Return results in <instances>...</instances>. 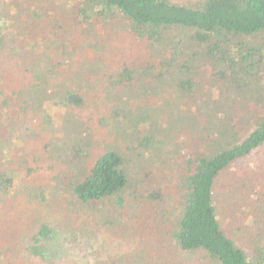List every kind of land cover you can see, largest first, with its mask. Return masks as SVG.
Returning a JSON list of instances; mask_svg holds the SVG:
<instances>
[{
    "label": "trees",
    "instance_id": "obj_1",
    "mask_svg": "<svg viewBox=\"0 0 264 264\" xmlns=\"http://www.w3.org/2000/svg\"><path fill=\"white\" fill-rule=\"evenodd\" d=\"M7 1L0 264H264V0ZM2 14L14 26L10 37ZM44 102L74 110L67 136L56 137L52 115L39 111ZM154 104L164 112L148 126ZM94 120L124 139L88 140ZM149 140L168 163L178 144L185 149L173 189L183 200L172 214L157 201H169L164 189L135 202L125 195L133 181L124 151L137 144L141 153ZM18 177L28 214L13 194ZM222 182L226 194L248 193L246 226ZM94 211L93 220L78 219ZM108 234L136 247L96 262L99 235ZM55 238L75 244L81 259L55 251Z\"/></svg>",
    "mask_w": 264,
    "mask_h": 264
},
{
    "label": "rangeland",
    "instance_id": "obj_2",
    "mask_svg": "<svg viewBox=\"0 0 264 264\" xmlns=\"http://www.w3.org/2000/svg\"><path fill=\"white\" fill-rule=\"evenodd\" d=\"M7 2H8L7 0H0V9ZM13 13H14L13 10L9 11V14H13ZM3 17L7 22L6 23L4 21L5 32L10 37L11 34L13 33L14 26L10 23L9 18L7 16H3ZM95 26L98 27L99 31L103 29L101 25L95 24ZM215 92L217 93V90H215ZM146 108H147V111H149L148 112V123L146 124L148 126H151L152 122L158 119L159 115L162 114L161 112H164L163 110L164 107H162L161 105L154 104V106L148 105ZM43 110L49 112L52 115L53 122L55 125L56 137L63 138L64 136H67L68 132L64 128L65 122H66L65 119L71 118L74 110L71 108L62 109L60 107H56L50 102H44L42 104V106L39 108V111L43 112ZM205 114L206 113L202 115L203 119H204V116H206ZM89 119L90 121L93 120L92 118H89ZM98 121L99 120L92 121L94 123L91 126L90 135L87 134L88 140L90 138L98 142L99 141L98 139L102 137L101 140L107 139L106 142L110 143L109 141L110 140L113 141V139H124L123 135H120L119 131L117 132L114 131L110 136V132L107 131L106 127L102 126L101 123ZM137 131H140V130L138 129ZM148 134L149 132H147L145 136ZM166 135L167 136L164 137V141L170 143L171 137H169L168 134ZM130 137L131 136H129V138L126 139L127 146H130V143H131ZM157 139L160 140V138H157ZM181 140L180 141L176 140L175 142L180 143ZM149 143L151 145L148 147L149 149H146L144 147V149L141 151V153L142 152L145 153L144 156H142L140 151H138L137 144H134L131 147L130 151H127L128 148H126L124 151L125 155L128 157V162H129L128 163V169H130L128 172L129 180L133 181L132 186L130 187L128 193H126L125 195L127 199H129L132 202H135L136 195H140V194L146 195L150 192L156 193V191L162 192V189H164V194H166L165 197L169 201H165L161 199H158L157 201L162 204L165 210L164 212L168 210L172 214L173 209L178 206V203H180L181 200H183L182 193H176L175 191L173 192V189H175V187H179L182 184L181 179L184 176L182 172L183 166H184L183 164H185L183 155L185 154L184 153L185 149L180 147V144H178L177 148H180L179 150L169 152L168 155L170 158V163H168L166 161V153H164L162 146H160L155 140H149ZM25 147H26V150L24 148L25 153H27L28 151L32 149L30 147V143L26 144L25 142ZM29 162L31 163V161ZM164 162L167 165L163 166ZM261 173H262V170L260 171L259 169H257L254 172L252 171V173L249 172V177L250 179H255V177L260 176ZM21 174H22L21 176H25L23 172H21ZM173 177H174V180H172ZM225 186H227V184L225 182L223 184L222 182L219 190L222 189L223 193H225L223 190ZM22 187H23V181L20 179V177H18L15 182V189H14L13 194H14V197L18 200L19 207L24 209V211L28 214L30 212L29 210H31L32 208L27 203H24L23 196L21 193ZM169 194H171L173 198L171 197L170 199ZM224 195L228 196V199L230 202L238 201V208H237L238 214H235V217L237 218V223H242L244 226H246L247 222H244L243 220H247V221L249 220L248 219L249 216L245 215L246 208H247L246 199L248 197V193L237 190L236 195H235L233 193V190H231L230 193L228 194L225 193ZM158 202H156L157 206H159ZM99 205L100 204H98V206ZM129 205L131 207L132 206L134 207V210H133L134 213L139 212V206L135 204H129ZM217 207H218V211L220 212V217L230 222L229 220L230 216L228 215L227 210L224 208L221 202L218 201ZM19 211H22V210H19ZM125 212L130 213V211L129 210L127 211V209L125 210ZM98 213H99L98 211L89 212V213L81 212L78 215V219L80 220L81 223H87L93 220L94 217L98 216ZM147 221L148 220L145 218V222L143 224H145ZM148 228H149V224L145 228V231L148 230ZM52 244L55 245V248H56L55 251H59L62 254L68 253L71 256H75L76 258L81 259V256L72 249V248L74 249L76 248L75 244H72V245L66 244L65 242L57 238H55V241H53ZM97 246L102 247L103 255L100 258L91 257V259H94L96 262L99 259L110 260L111 258H114L120 254L131 251L136 247V243L134 241L128 242L126 240H123L122 238H116L108 234V235H99Z\"/></svg>",
    "mask_w": 264,
    "mask_h": 264
}]
</instances>
